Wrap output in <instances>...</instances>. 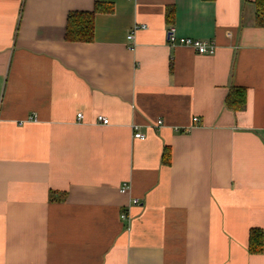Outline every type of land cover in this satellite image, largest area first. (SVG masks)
Wrapping results in <instances>:
<instances>
[{"label": "crops", "instance_id": "1", "mask_svg": "<svg viewBox=\"0 0 264 264\" xmlns=\"http://www.w3.org/2000/svg\"><path fill=\"white\" fill-rule=\"evenodd\" d=\"M96 4L112 12L96 14L94 40L66 41L69 14ZM257 12L255 0H0V264H264L249 252L264 230ZM171 30L216 54L171 46ZM234 87L240 111L226 105Z\"/></svg>", "mask_w": 264, "mask_h": 264}, {"label": "trees", "instance_id": "2", "mask_svg": "<svg viewBox=\"0 0 264 264\" xmlns=\"http://www.w3.org/2000/svg\"><path fill=\"white\" fill-rule=\"evenodd\" d=\"M256 6V25L264 27V0H255ZM99 12H112L111 7H103L96 4L92 12H73L67 20L65 40L73 43H90L94 40L95 16ZM172 16V11L167 14V19ZM170 22V20H169ZM226 99L228 109L240 111L244 109L247 100L246 90L243 88H231ZM168 159L170 154L166 156ZM169 164V160L166 162ZM264 230L252 229L249 236V252L252 255L262 254L264 251Z\"/></svg>", "mask_w": 264, "mask_h": 264}, {"label": "built area", "instance_id": "3", "mask_svg": "<svg viewBox=\"0 0 264 264\" xmlns=\"http://www.w3.org/2000/svg\"><path fill=\"white\" fill-rule=\"evenodd\" d=\"M139 29H146V26H141V27H136L131 34L128 36L130 41H134L135 39V33L137 30ZM168 42L171 46H175V45H181V46H186V47H190L192 49L195 50V52H197L200 55H214L216 54V46L214 43L211 42H203L202 40H193L192 38H178L175 35L174 30H171L168 34ZM131 49L134 47V45L130 46ZM78 120H82L83 119V115L82 114H78L77 116ZM29 121H37L36 120V116H32L30 117ZM194 121H198L197 119H194ZM97 122L101 125L107 126L109 125V119L106 118L105 116H98L97 117ZM158 128H161L164 126V122L163 120H158L157 121V125ZM133 129L135 131L134 137L137 139H145V136L139 132V127L138 126H133ZM130 190V185L128 183H123L122 187H121V192H127ZM133 204L137 205L139 204L138 199L137 200H133L132 202ZM129 211L126 210L125 212H122L121 214V220L123 221V223H125L127 229H130V216H129Z\"/></svg>", "mask_w": 264, "mask_h": 264}]
</instances>
